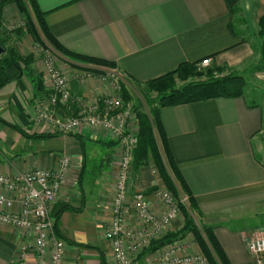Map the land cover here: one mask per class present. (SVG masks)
Wrapping results in <instances>:
<instances>
[{"label":"crops","instance_id":"0c3cea01","mask_svg":"<svg viewBox=\"0 0 264 264\" xmlns=\"http://www.w3.org/2000/svg\"><path fill=\"white\" fill-rule=\"evenodd\" d=\"M252 1L238 0L237 14L247 25ZM36 2L56 40L72 52L114 62L127 81L124 88L129 95L137 83L159 77L183 62L198 65L206 57L210 67L244 75L247 86L243 96L163 106L158 110V121L176 168L194 199L198 223L212 229L230 264H260L245 243L254 231L264 228V97L256 101L247 97L251 80L264 85V71L249 69L259 62L261 40L253 33L241 35L235 28L237 34L231 32L226 0ZM261 7L259 0V17ZM16 9L13 3L3 4L1 19L14 16ZM61 61L67 68H75L73 63L89 67L68 58ZM41 80V89L26 75L0 87V118L26 134L0 122V174L53 170L59 158L67 156L70 167L66 179L50 205L51 214L58 217L57 236L65 241L63 262L115 264L103 228L111 217L119 172L116 142L103 130L90 128L69 134L56 132L51 137L31 136L57 130L52 126L41 129L33 119L36 102L45 100L49 93V84ZM71 81L76 98L90 100L105 95L96 80L75 77ZM56 112L60 117L72 115L76 103ZM154 167L150 161L138 168L133 159L130 164L124 221L135 230L143 227L136 214L137 194L156 215L167 209L154 191L163 185ZM182 225L183 218L177 216L155 239L176 232ZM31 240L21 229L0 223V264H18L21 245ZM169 249L187 255L197 253L199 246L187 232L153 251L144 248L135 257L144 262L163 256ZM28 264H34V256Z\"/></svg>","mask_w":264,"mask_h":264},{"label":"built area","instance_id":"2783aa9c","mask_svg":"<svg viewBox=\"0 0 264 264\" xmlns=\"http://www.w3.org/2000/svg\"><path fill=\"white\" fill-rule=\"evenodd\" d=\"M211 63L203 58L198 65L205 67ZM44 76L49 84L45 100L37 101L34 121L41 129L51 126L63 133H76L83 128L103 130L118 146L119 172L111 204V217L103 228V237L111 247L115 264H207L199 253L177 255L173 249L163 256L140 262L135 254L147 247L180 212V205L187 206L188 198L175 195L162 185L157 190L167 209L156 215L147 206L141 194L135 196L136 214L144 229L134 230L125 225L127 202V179L133 152L138 143V126L132 119L137 113L131 100L121 96V82L115 85L116 92L93 99L76 98L63 72L55 61L46 57ZM82 73V74H80ZM79 75H88L85 71ZM76 103V112L60 117L58 108L69 107ZM135 130V132L133 131ZM69 170V159L59 158L53 170L34 169L15 176L0 174V223L12 225L32 237L21 245L18 264H28L34 256V264H64L63 249L65 241L54 231L55 216L51 214V202L57 197ZM249 253L264 264V228L254 231L245 243Z\"/></svg>","mask_w":264,"mask_h":264},{"label":"trees","instance_id":"16d2710c","mask_svg":"<svg viewBox=\"0 0 264 264\" xmlns=\"http://www.w3.org/2000/svg\"><path fill=\"white\" fill-rule=\"evenodd\" d=\"M226 2L231 15V32L237 34L234 31L232 20L234 15L239 12L238 0H226ZM6 3H14L18 10L26 15L27 28L36 42H39L43 46L45 45V42H47L53 49L68 59L93 66L116 68L115 63L112 61L75 53L63 47L51 34L45 21V12L39 8L36 0H0V7ZM258 26V34L261 37V45L259 48L260 59L257 64H252L250 66L249 69L252 71H264V14L259 17ZM0 44L3 45L1 39ZM33 61L34 58L32 54L22 55L18 53L15 48H5V52L0 55V87L9 81L15 80L22 75H26L36 88L41 89L43 82L40 75H36L31 68ZM73 66L80 69L82 68L74 63ZM84 69L93 72L98 71L96 68ZM200 69L197 68L196 62H183L175 69L159 77L147 80L143 84H135L138 88H140L141 85H146L147 90H144L145 92L143 93L145 99L149 97L150 91L155 93L157 106L151 108V115H147L146 113L138 114V143L134 149L133 164L135 168H138L139 166L148 163V157H151L152 162L157 167V173L161 181L173 192L175 197L179 198L181 195H186L188 198L187 206L183 204L180 205L184 217L182 227L176 232L166 233L160 238L152 239L147 250L153 251L182 237L187 232H192L196 243L210 264H230L213 234L212 229L206 226H197L194 223V220L191 217V214L196 215L194 199L176 168L168 149L166 137L164 136L158 121V110L163 106H171L216 97L243 96L247 86V80L244 75L229 72L225 75L215 76V71L217 70L220 72L222 69L218 67H206ZM201 76H205V78L193 79ZM120 92L125 100L130 99L123 83L121 84ZM0 122L5 123L23 135H26L17 125L5 122L2 118H0ZM55 134L56 132L39 133L32 134L31 136L51 137ZM57 219L58 217H55L54 231L59 235Z\"/></svg>","mask_w":264,"mask_h":264},{"label":"rangeland","instance_id":"374dc122","mask_svg":"<svg viewBox=\"0 0 264 264\" xmlns=\"http://www.w3.org/2000/svg\"><path fill=\"white\" fill-rule=\"evenodd\" d=\"M258 2H259V0H253L252 1V3H253L252 7H251L252 9L250 11V14L247 15L248 25H247L246 21L241 22V20H240L241 18H240L239 14L234 15L233 20H232V24H233L235 30L239 34H241V35L243 34V35L248 37L253 33V35L257 39L261 40V37L258 34V32H259V26H258V19L259 18L258 17L259 16L257 14L258 9L256 8V5H258ZM262 5H263V7H261V8L263 9L262 10L263 11L262 15H263L264 14V2H263V0H262ZM16 8H17V6H16ZM242 18H244V17H242ZM26 20H27L26 15L23 14L22 12H20L18 10V8L16 9V13L14 14V16L9 17L7 20L3 21L0 17V39L3 42L2 46L4 47V49L7 47L8 48H10V47L15 48L18 51V53H20L22 55L32 54L33 58H34V61L31 65L33 72L36 75H40V78H42V79L44 78V80H46V82L48 84H50V82L48 81V79L45 78L44 72H43L44 60L46 59V57L53 59L55 61V63L57 64V66L59 67V69L61 70V72H63V75L65 76L66 81L70 87V91L72 88L71 79L75 78V77L79 78L80 80L85 79V78L86 79L91 78L94 81L96 80V83L98 82V84L103 87V89H104L103 91L105 92V94H110V93L116 92V90H114V88H115V85L118 84L119 82L122 81L121 83H123V85L127 82V81L126 82L123 81V77L121 76L120 72L116 68H107L104 66H93V65H89V64L86 65V66H89L87 68H99V70L97 72H93L91 70H87L84 68H81V69L77 68V67L67 68V66H65L64 62L61 61L62 58H66L65 56L61 55L58 51L53 49L47 42H45V45L43 46L42 44H40L39 42H36L32 38L30 31L27 28ZM74 64H76V63H74ZM206 67H210V64L208 66H205V67L197 65L198 69H200V68L203 69ZM82 71L87 72L89 74V76L88 75H79V73ZM229 72H231V71H229V70L227 71V70L223 69L219 72L216 70L214 75L220 76V75L228 74ZM80 74H82V73H80ZM199 78L203 79V78H205V76H201V77L193 78V79H199ZM248 89L250 91V94H247V97L250 100H253V101L261 100V98L264 97V85H261L259 83L256 84L255 82H253V80H251L250 84H248ZM144 90H147L146 85H141L140 88H138L137 86L135 87V85H134L133 90H131V95H129L130 96L129 100L132 101L134 108L137 110V113L134 115V119H132V121L134 122L135 125L139 124V117H138L139 113H146L147 115H151V113H150L152 110L151 108L153 106H157V101L155 99V93L150 91L149 97L147 99H145V96L143 94L145 92ZM71 94H72V92H71ZM86 128H89V127H86ZM90 129H95V128H90ZM133 131L135 132V130H133ZM138 131H139V129L136 130V132H138ZM54 132H60V131L56 130ZM50 133H52V132H50ZM262 139L264 142V135H263ZM116 145H117V143H116ZM148 160L150 162H152L151 157H148ZM69 167H70V159H69ZM154 169H155V172L157 173V167L156 166L154 167ZM157 175H158V173H157ZM163 186L166 188V190H169L170 192H172L164 183H163ZM157 190H154V191L157 192ZM178 216H181L182 218H184L183 213L181 211V208H180V212L178 213ZM191 217L194 220V223L197 226H200V224L197 221V217L195 215H192V214H191ZM142 229H144V227H142L140 230H142ZM262 229L263 228H261V230ZM190 233L193 236V233L192 232H190ZM193 239H194V236H193ZM194 241L196 242L195 239H194ZM147 247H145V248H147ZM143 250L144 249L138 251L137 254H139ZM197 253H199L200 255H202L205 258L207 264H210L209 261L207 260V258L203 255L200 248L198 249Z\"/></svg>","mask_w":264,"mask_h":264},{"label":"water","instance_id":"95a60500","mask_svg":"<svg viewBox=\"0 0 264 264\" xmlns=\"http://www.w3.org/2000/svg\"><path fill=\"white\" fill-rule=\"evenodd\" d=\"M5 52L4 47L0 44V55H2Z\"/></svg>","mask_w":264,"mask_h":264}]
</instances>
